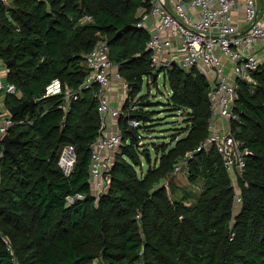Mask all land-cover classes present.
Masks as SVG:
<instances>
[{
	"label": "trees",
	"instance_id": "1",
	"mask_svg": "<svg viewBox=\"0 0 264 264\" xmlns=\"http://www.w3.org/2000/svg\"><path fill=\"white\" fill-rule=\"evenodd\" d=\"M145 5L0 0V56H16L7 79L23 91L7 101L37 99L33 113L26 107L15 116L32 122L9 130L21 137L11 143L15 155L5 149L0 159V264H264V63L254 73L255 85L241 81L233 129L249 153L234 185L216 146H204L213 86L206 73L175 66L165 71L167 101L152 103L141 94L164 70L154 71L149 33L137 26ZM87 15L92 18L84 20ZM101 38L136 100L120 117L124 143L111 183L96 196L89 167L101 125L97 97L86 89L65 110L64 94L46 93L55 78L64 88H79L89 71L86 55ZM151 104H164L167 115L160 117L162 109ZM129 117L141 124L131 127ZM161 120L169 126L157 135ZM69 143L77 161L67 175L59 159ZM183 160L190 182L202 187L195 192L178 183L175 168Z\"/></svg>",
	"mask_w": 264,
	"mask_h": 264
},
{
	"label": "built area",
	"instance_id": "2",
	"mask_svg": "<svg viewBox=\"0 0 264 264\" xmlns=\"http://www.w3.org/2000/svg\"><path fill=\"white\" fill-rule=\"evenodd\" d=\"M9 3L11 0H2ZM142 6L137 26L149 33L147 47L152 51L154 71L180 66L186 70L199 69L212 81L210 99L212 118L210 133L204 146L215 145L222 155L225 167L243 174L247 166L249 150L236 135L233 122L239 118L236 110L242 88L241 81L249 80L255 85V72L264 63V0H147ZM243 13V21L238 14ZM91 15L83 19H91ZM17 29H20L18 27ZM111 48L106 38L99 39L87 53L89 71L79 88H64L60 78L53 79L47 86L46 94H64L61 106L68 110L73 99L80 97L81 91L92 88L101 115L99 134L93 142L89 167L91 187L100 196L112 180V167L116 154L124 143L121 128L109 130L108 115L120 118L122 107L112 106L109 87L114 76L123 78L118 65L111 58ZM8 65L0 56V94L23 96V91L13 81L7 79ZM162 71V70H161ZM122 83L130 89L129 82ZM226 120L221 128L218 119ZM32 122L30 117L16 118L9 110L0 119V159L4 155L3 137L17 123ZM131 127L141 121L129 117ZM202 146L199 147V149ZM77 152L74 144H66L59 163L69 175L75 167ZM187 171L185 161L176 165L175 173ZM78 196H84L78 194ZM73 199V196H70ZM236 201H242L237 195ZM108 264V263H105Z\"/></svg>",
	"mask_w": 264,
	"mask_h": 264
},
{
	"label": "rangeland",
	"instance_id": "3",
	"mask_svg": "<svg viewBox=\"0 0 264 264\" xmlns=\"http://www.w3.org/2000/svg\"><path fill=\"white\" fill-rule=\"evenodd\" d=\"M10 3V2H9ZM103 37H105L106 35H102ZM113 46V45H112ZM264 57V56H263ZM171 91V85H170V82L168 79H165V71L162 70L158 76V82L157 83H152L151 84V88L148 87L147 84L144 85L142 91H141V94H144V93H147V96L149 98L150 101H152V103L154 102H159V101H162V102H165L167 101L168 99V94L169 92ZM11 95V98L13 99L16 95L15 94H9ZM161 107H165L164 104H151L149 106V108H155V109H162ZM159 110H157L158 112ZM168 113L167 110H165L164 108L162 109V113L159 115L160 117H163V116H166ZM169 119H174L177 118V116H170L168 115L167 116ZM184 116L182 114H178V120H183ZM162 121V120H161ZM169 126L168 123L166 122H161V123H158L157 124V135H161V133H166L167 131V127ZM158 140L161 139V136H158L157 137ZM156 153L154 151V158L156 157L155 156ZM146 168H147V165H146ZM231 174V177H232V180H233V184L234 185H237V179L238 177L241 175V173L238 171V170H234L232 172H230ZM180 178L179 182H180V185L182 187V189H184V191L186 190V188L188 187H191L193 186V184L190 183V180H189V177H188V174H187V171H182V173L177 176ZM195 186V185H194ZM193 186V187H194ZM191 188V189H195L193 190L192 192H195L199 189H201V185L199 187L195 186L194 188ZM180 190V194H182L183 190ZM194 199V198H193ZM98 262V260L96 261Z\"/></svg>",
	"mask_w": 264,
	"mask_h": 264
},
{
	"label": "crops",
	"instance_id": "4",
	"mask_svg": "<svg viewBox=\"0 0 264 264\" xmlns=\"http://www.w3.org/2000/svg\"><path fill=\"white\" fill-rule=\"evenodd\" d=\"M237 16H238V18H240V20L243 21V19H244L243 13H240ZM123 78L119 79L116 76H114L113 79H112V82H111L110 87H109V95H110L111 103H112V106H114V107H122L123 109H124V106H126L127 103H130L129 108H132L133 104L135 103V101H133V100H136V98L130 97L129 89H126V87L122 83ZM149 79L151 80V78H149ZM73 89H77V88H73ZM89 89H91V92L95 94V91L97 90V85L95 84L92 88H89ZM85 90L86 89L81 91L80 96L82 95V93ZM8 96L10 97V99H12L11 95H4L3 93L0 94V119H1V115L5 114L6 112H9V106L14 103V102L8 103V101H7ZM107 120H108L107 123H108V126H109V130L113 131V130H116L118 128H121L120 118H116V117H113L111 115H108ZM218 124H219V126L221 128H223L226 125V120L223 119V118H219L218 119ZM3 145L5 146V144H3ZM0 177H1V172H0ZM179 180H180V178H179ZM178 183L180 184L179 181H178ZM193 186H194V184H193ZM193 186L188 187V188H192Z\"/></svg>",
	"mask_w": 264,
	"mask_h": 264
},
{
	"label": "water",
	"instance_id": "5",
	"mask_svg": "<svg viewBox=\"0 0 264 264\" xmlns=\"http://www.w3.org/2000/svg\"><path fill=\"white\" fill-rule=\"evenodd\" d=\"M55 21V17H53L51 20H50V25H52ZM0 25H5V22L4 20L0 17ZM7 65L8 66H12L13 64L14 65H17V59H16V56H14L13 58L11 59H8L6 61ZM157 76V74L155 75V77ZM240 93L242 92V88L239 89ZM37 102V99L36 98H33V99H28V98H24L22 101H20L19 103H15V104H12L9 106V110L10 112L16 116V115H22L25 108L26 107H30L31 108V111L32 113L34 112V108H35V104ZM21 140V137L19 134L13 136L11 135L10 133H7L4 137H3V142L5 144V149L7 152L11 153L12 155H15L12 148H11V143L13 141H20Z\"/></svg>",
	"mask_w": 264,
	"mask_h": 264
}]
</instances>
